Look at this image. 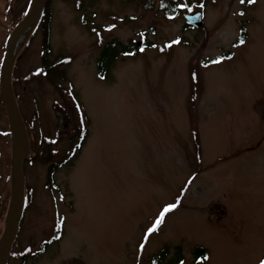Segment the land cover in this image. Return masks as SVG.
Wrapping results in <instances>:
<instances>
[{
	"label": "rangeland",
	"instance_id": "1",
	"mask_svg": "<svg viewBox=\"0 0 264 264\" xmlns=\"http://www.w3.org/2000/svg\"><path fill=\"white\" fill-rule=\"evenodd\" d=\"M161 1H49L48 59L65 58L61 87H74L89 120L86 143L56 172L54 188L46 185L48 163L70 146L56 130L55 103H64L39 73L37 22L14 51L9 90L29 156L6 264H148L162 249L177 257V247L180 264L262 263L264 0H175L174 15ZM29 3L0 0V65ZM199 11L200 29H185L184 16ZM243 28L246 38L235 45ZM114 39L141 46L104 80L95 62ZM13 148L0 100V237ZM56 225L62 232L50 243ZM199 246L208 255L196 261Z\"/></svg>",
	"mask_w": 264,
	"mask_h": 264
},
{
	"label": "trees",
	"instance_id": "2",
	"mask_svg": "<svg viewBox=\"0 0 264 264\" xmlns=\"http://www.w3.org/2000/svg\"><path fill=\"white\" fill-rule=\"evenodd\" d=\"M50 0H46V5L41 13V16L38 19L37 26L35 31L39 32L42 35L41 39V57H42V69L39 72L40 75L49 79V82L54 85L56 88L60 99H62L64 106L62 108V103H55L58 105L59 109L56 113L57 120V132L59 131V127L62 128L64 132L63 136L66 141L69 142V150L59 157L55 158L54 161H50L47 167V181L46 185L51 188L56 187L55 185V176L56 172L66 167L67 165L73 164L74 160L77 159V156L80 154V151L84 144L86 143V139L88 136V130L86 122L89 120L85 117L84 111L82 109L81 103L78 98H76V92L74 87L68 82L66 87H61V83L66 81L64 77V70L62 68L64 59L62 56L56 57L54 60L50 62L48 59V54H50L51 46L50 43V30H51V19L53 13L50 8ZM160 7L165 9L169 15H174L178 8V1H164L160 2ZM239 34V39L235 41L234 44H239L244 41L246 38V30L243 28ZM129 43H122L117 39L104 41V44L101 46L99 51V56L96 59V74L99 78L104 79L108 78L110 75V70L114 66V63L117 59L123 58L126 56H135L140 49L138 43L133 41H128ZM149 42H144L142 46H147ZM150 45V43H149ZM54 106V105H53ZM55 107V106H54ZM61 119L62 122L60 124ZM56 132V134H57ZM53 153V152H52ZM54 154V153H53ZM57 223V222H56ZM62 232V228L59 225L55 226V230L53 232V237H51L50 243L56 242L59 239V236ZM57 235L54 237V235ZM44 246V245H43ZM42 246V248H43ZM41 248V249H42ZM177 257H168V249H162L156 252L153 257L150 258L148 264H180L183 260L182 255H179L180 251L177 247ZM192 254L194 258L197 260L202 259L205 260L207 258V251L202 246L195 247L192 249Z\"/></svg>",
	"mask_w": 264,
	"mask_h": 264
},
{
	"label": "water",
	"instance_id": "3",
	"mask_svg": "<svg viewBox=\"0 0 264 264\" xmlns=\"http://www.w3.org/2000/svg\"><path fill=\"white\" fill-rule=\"evenodd\" d=\"M31 6L27 11V15L17 23L12 33L8 36L6 42V49L3 56V61L0 65V99L4 103L5 112L7 114V121L9 122L10 132L13 136L21 138L22 151L19 158L13 163V182L12 193L10 195L9 209L6 217L4 232L0 237V264H6V259L10 253L11 246L15 241L18 233V226L21 221L23 213L24 202V165L23 162L29 156V143L24 130L23 122L20 121L19 113L15 110V102L12 100V96L9 90V74L10 66L13 60L14 54V42L17 39V34L22 30L29 21L34 20V24L38 21L42 10L45 7V0H31ZM186 23L200 27L203 22L201 12L188 14L184 16ZM14 144V142H13Z\"/></svg>",
	"mask_w": 264,
	"mask_h": 264
},
{
	"label": "bare ground",
	"instance_id": "4",
	"mask_svg": "<svg viewBox=\"0 0 264 264\" xmlns=\"http://www.w3.org/2000/svg\"><path fill=\"white\" fill-rule=\"evenodd\" d=\"M31 6V4L28 6V8L25 10V12H24V16L22 17V19L27 15V11H28V9H29V7ZM21 19V20H22ZM20 20V21H21ZM19 21V22H20ZM34 20H31V21H29L28 22V24H26V26L22 29V30H20L19 31V33L17 34V39L15 40V42H14V46L13 47H15V49H14V51L16 50V48H17V46L19 45V43L20 42H25L27 39H28V35L30 34V32L32 31V29L35 27V25H34V22H33ZM18 22V23H19ZM184 23H185V25L183 26L185 29H198V28H195V26L194 25H191V24H187L186 23V21H184ZM150 30V29H149ZM13 31V30H12ZM12 31L8 34V36L12 33ZM1 100V99H0ZM13 100V99H12ZM2 103H3V101H2ZM3 105H4V103H3ZM15 105V104H14ZM4 109H5V107H4ZM15 110L17 111V107H16V105H15ZM19 113V112H18ZM20 121H21V118H20ZM22 122V121H21ZM24 123V122H23ZM24 125V124H23ZM14 148H13V154H14V156H13V163H15L16 162V160L19 158V156L21 155L20 153H21V151H22V143H21V138H19V137H15V139H14Z\"/></svg>",
	"mask_w": 264,
	"mask_h": 264
},
{
	"label": "snow or ice",
	"instance_id": "5",
	"mask_svg": "<svg viewBox=\"0 0 264 264\" xmlns=\"http://www.w3.org/2000/svg\"><path fill=\"white\" fill-rule=\"evenodd\" d=\"M172 207H174V205H168L167 208L165 209V211H167L169 208H172ZM161 215H163V213H161ZM153 227H155V225ZM150 231H151V229H150Z\"/></svg>",
	"mask_w": 264,
	"mask_h": 264
}]
</instances>
